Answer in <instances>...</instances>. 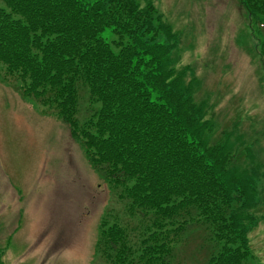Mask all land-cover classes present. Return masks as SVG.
Here are the masks:
<instances>
[{"label":"trees","instance_id":"1","mask_svg":"<svg viewBox=\"0 0 264 264\" xmlns=\"http://www.w3.org/2000/svg\"><path fill=\"white\" fill-rule=\"evenodd\" d=\"M238 1L264 26V0ZM0 3L7 80L66 125L119 204L100 218L97 258L180 264L192 241L199 264H256L248 236L264 220V168L233 131L212 139L208 104L194 100L198 79L175 68L179 37L153 3Z\"/></svg>","mask_w":264,"mask_h":264},{"label":"rangeland","instance_id":"2","mask_svg":"<svg viewBox=\"0 0 264 264\" xmlns=\"http://www.w3.org/2000/svg\"><path fill=\"white\" fill-rule=\"evenodd\" d=\"M150 1L179 37L171 55L175 68H189L187 81L198 79L194 100L208 104L212 139L233 129L264 168V26L238 0ZM7 79L0 65L3 264H104L94 253L100 218L119 204L66 126L22 99ZM248 241L255 263L264 264L263 220ZM195 248L191 241L178 250L180 264H199Z\"/></svg>","mask_w":264,"mask_h":264}]
</instances>
